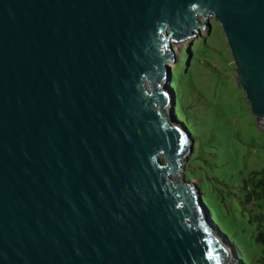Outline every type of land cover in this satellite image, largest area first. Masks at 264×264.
<instances>
[{"label": "water", "instance_id": "95a60500", "mask_svg": "<svg viewBox=\"0 0 264 264\" xmlns=\"http://www.w3.org/2000/svg\"><path fill=\"white\" fill-rule=\"evenodd\" d=\"M209 17L263 130L264 0H0V264H231L166 85Z\"/></svg>", "mask_w": 264, "mask_h": 264}, {"label": "rangeland", "instance_id": "374dc122", "mask_svg": "<svg viewBox=\"0 0 264 264\" xmlns=\"http://www.w3.org/2000/svg\"><path fill=\"white\" fill-rule=\"evenodd\" d=\"M200 19L206 28L196 38L174 46L176 63L170 64L171 80L174 73L181 79L183 110L195 132L190 138L193 146L196 143V157L193 150L184 162L181 180L193 173L189 180L212 202L220 222L252 252L257 221L243 205V185L251 172L264 168V127H258L237 83L223 28L213 17ZM207 216L211 219L209 212ZM215 234L228 250L230 263L240 264L235 246L216 228Z\"/></svg>", "mask_w": 264, "mask_h": 264}, {"label": "trees", "instance_id": "16d2710c", "mask_svg": "<svg viewBox=\"0 0 264 264\" xmlns=\"http://www.w3.org/2000/svg\"><path fill=\"white\" fill-rule=\"evenodd\" d=\"M173 74V73H172ZM169 87L170 91H176V104L174 107L176 121L179 125H183L187 128L192 137H195V132L189 126L183 110V104L181 101V79L176 77L175 73L172 75ZM194 157H196V143H194ZM186 174V180L190 181L193 177ZM244 207L249 212L253 213V219L257 221L256 232L254 234L255 248L253 251L247 250V248L241 244L240 236L233 230L225 227L220 222V216L217 215V211L209 199L203 196L204 204H206L207 210L211 215L212 223L221 234L222 237L227 239L229 243L233 244L236 248V255L240 264H264V168L261 170L253 171L249 174V177L244 180Z\"/></svg>", "mask_w": 264, "mask_h": 264}, {"label": "snow or ice", "instance_id": "6c2138e0", "mask_svg": "<svg viewBox=\"0 0 264 264\" xmlns=\"http://www.w3.org/2000/svg\"><path fill=\"white\" fill-rule=\"evenodd\" d=\"M180 143H181V144H183V143H184V140H183V138H181V140H180Z\"/></svg>", "mask_w": 264, "mask_h": 264}, {"label": "bare ground", "instance_id": "6f19581e", "mask_svg": "<svg viewBox=\"0 0 264 264\" xmlns=\"http://www.w3.org/2000/svg\"><path fill=\"white\" fill-rule=\"evenodd\" d=\"M230 255V254H229Z\"/></svg>", "mask_w": 264, "mask_h": 264}]
</instances>
